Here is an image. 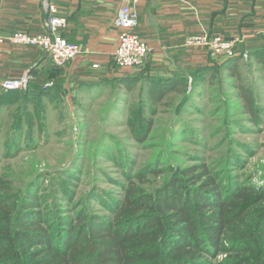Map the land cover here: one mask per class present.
Returning <instances> with one entry per match:
<instances>
[{
  "label": "trees",
  "instance_id": "obj_1",
  "mask_svg": "<svg viewBox=\"0 0 264 264\" xmlns=\"http://www.w3.org/2000/svg\"><path fill=\"white\" fill-rule=\"evenodd\" d=\"M244 52L264 72L263 33L256 45L242 44L237 57L216 59L208 54L204 63L178 68L167 77L154 73L148 58L140 71L130 75H122L114 64L120 77L77 83L75 90L81 93L96 88L113 92V103L102 109L103 120L111 117L121 92L129 94L140 87V100L130 111L127 130L148 152V160L138 168L137 161L128 157L112 158L118 167L115 176L121 177L112 188L102 189L101 182L110 175L101 169L93 171L91 159L86 174H93L91 182L80 193L82 180L75 171L81 173L85 144L70 165L57 171L37 168L36 155L13 168L0 167V264H264V186L239 185V179L231 175L245 164L237 161L234 139L224 138L227 150L216 166L178 154L174 149L178 135L175 142L170 139L165 144L168 151L148 147L163 134L157 124L160 115L169 110L177 113L175 127L180 126L188 105L190 111H202L194 105L199 103L196 97L201 100L208 93L214 100L215 93L207 90L218 83L236 92L239 108L235 111L252 128L260 127L264 109L240 72ZM62 69L52 65L43 75H34L25 91H0V130L6 132L0 138V148L6 150L1 159L13 161L24 151L34 154L37 142L47 140L43 100L64 93ZM50 79L55 80L54 87H45ZM4 111L11 116L9 121L4 122ZM223 113L229 128L232 109ZM221 130L216 134L225 133ZM194 140L190 142L197 144ZM110 141L117 144L114 136L100 141V155L111 157ZM170 154L176 164L170 162ZM127 159L128 164L123 161ZM220 254L225 258L217 262Z\"/></svg>",
  "mask_w": 264,
  "mask_h": 264
},
{
  "label": "rangeland",
  "instance_id": "obj_2",
  "mask_svg": "<svg viewBox=\"0 0 264 264\" xmlns=\"http://www.w3.org/2000/svg\"><path fill=\"white\" fill-rule=\"evenodd\" d=\"M240 35L241 36L237 38L241 40L243 36L241 33ZM251 40L253 39L248 37L242 43L248 46ZM243 59V64H245L240 71L243 81L245 84L248 83L255 89L258 99L264 109V72L261 66L251 58ZM48 63L51 65L50 61ZM181 64L186 68L193 64H198V62H193V64L192 62H182ZM64 70H69V66ZM96 71L101 72L100 69H96ZM127 73L133 72L127 71ZM87 80L86 78L79 79L76 83ZM72 81L73 79H68L69 83ZM54 83H56L54 79L45 81V87L47 84H51L48 87L52 88L55 85ZM76 83L69 88H66L64 85V93L54 94L52 92L53 95L51 99L43 100L47 109V140H41V143L37 142L39 148H37L36 153L24 154L26 152L24 151L18 159L13 161L1 159L0 157L1 168L12 167L13 164L18 165L23 159L28 162L31 156L36 155L39 161L37 168L41 167L42 169L57 171L70 165L71 161H73L80 152L79 147L85 144V149H88L86 150L87 155H83L84 162H79V164H82L79 166L81 173H78L77 170L75 171V175L79 177L78 179L82 180L81 183H79V185H81L78 189V193H80L87 189L91 182L89 178H91L93 174L86 175L89 171L88 167L92 165L90 163L91 159L94 160L95 166L99 164L98 167L91 166L93 171L101 169L110 175V179L107 178L103 180L104 183L101 182L100 186L102 189L112 188L116 179L121 177L115 176L118 172V167L115 163H112V158L116 159L121 156L128 157L132 162L137 161L138 168L147 162L148 152L131 139L127 130L130 111L137 106L140 100V87H135L129 94L121 92L120 101L118 105H116L111 117L107 120H103L105 116L103 117L102 115V109H104V107H110L113 103V92H110L109 89L102 91L103 89L96 88L95 90L93 89L89 92L85 90L81 93L75 90L77 87ZM207 91L215 93L214 100L210 101L212 96L210 97L208 93L204 94L201 100L199 97H196L199 103H195L194 105L202 109V111H190V106L188 105L187 113L183 114V120L180 126L175 127L178 121L177 113L172 112L170 114L169 110L168 114L160 115L157 124L163 134H160L155 139V142H150L148 147L153 146L158 152L160 148L164 147L168 151L169 148H167L165 144L169 142L170 139L175 142L174 139L178 135L177 142L174 143V149L178 154H181V156L186 155L187 157L190 155L192 157H198V160L216 166L219 159L223 161V154L227 150V144L223 145L224 138H232L235 143L233 151H235L237 161L239 163L244 162L245 164H243L240 169L237 168L234 170L235 174L230 172L231 175L239 179V185L247 184L263 187L264 112L261 115V126L252 128L249 120L235 111V108H239V104L234 99L236 95L234 90L230 89V87H220V83H218L217 86L215 85L214 88L212 87ZM57 103H61V105L55 109L54 105ZM225 109H232L233 112V115L230 117L229 128L225 125L226 120L224 119L225 114L223 113ZM2 117L4 122L6 120L9 121L11 118L6 111L3 112ZM219 129H222L221 131H225V133L216 134V130ZM193 131L195 132L191 133ZM184 132L185 136L183 137L181 134ZM5 133L4 130H0V138L3 139ZM111 136L117 139V144H113L112 141L109 142L111 157H106L104 154L100 155V141L104 137L110 138ZM192 138H195L194 141L198 143L192 144L190 142ZM5 151L6 150L1 146L0 155L5 153ZM172 157L173 156L170 154V162L176 164V162L172 160ZM129 159L123 160L124 163L127 162L128 164L130 161ZM24 167L26 169L25 172H28V163ZM97 175L101 174L97 172ZM65 180L71 181L75 179L65 177ZM113 191L118 192L119 190L115 189ZM224 258L225 255L220 254L216 261L221 262Z\"/></svg>",
  "mask_w": 264,
  "mask_h": 264
},
{
  "label": "crops",
  "instance_id": "obj_3",
  "mask_svg": "<svg viewBox=\"0 0 264 264\" xmlns=\"http://www.w3.org/2000/svg\"><path fill=\"white\" fill-rule=\"evenodd\" d=\"M51 6L67 20L61 34L83 50L81 56L66 65L69 70L62 69L60 79L66 88L79 79L120 77L114 70V54L119 34L115 22L122 6L137 12L135 32L148 44L149 60L154 73L160 76L167 77L184 68L182 62L201 64L208 54L211 56L199 45L189 46L192 38L219 35L235 39L241 33V40L253 39L248 45L251 46L264 33V0H0V36L19 31L34 36L45 34ZM49 61L53 65L38 48L5 46L0 52V81L28 72L33 77L43 75L51 68ZM95 64L101 72L94 70ZM130 74L125 71L122 75Z\"/></svg>",
  "mask_w": 264,
  "mask_h": 264
},
{
  "label": "built area",
  "instance_id": "obj_4",
  "mask_svg": "<svg viewBox=\"0 0 264 264\" xmlns=\"http://www.w3.org/2000/svg\"><path fill=\"white\" fill-rule=\"evenodd\" d=\"M50 15L45 24L46 32L43 35H31L22 31L8 37L0 36V52L5 46L22 48H38L44 51L57 69L65 68L68 63L83 54L81 46L62 37V31L67 28V20L59 17L55 7H50ZM116 27L119 31L117 48L114 54L115 65L123 72H137L142 69L149 58L150 48L135 29L138 26V14L130 6H122L116 18ZM243 40L238 38L226 39L222 36H202L189 40V46L203 47L213 58H234L241 55L240 45ZM243 57L248 59V53ZM94 69H99L95 64ZM34 77L25 73L18 78L0 81V89L4 92L27 90ZM51 84H47L46 87Z\"/></svg>",
  "mask_w": 264,
  "mask_h": 264
}]
</instances>
